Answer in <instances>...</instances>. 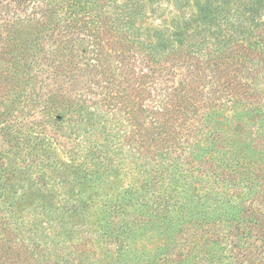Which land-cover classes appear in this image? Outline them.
Instances as JSON below:
<instances>
[{"label":"trees","instance_id":"1","mask_svg":"<svg viewBox=\"0 0 264 264\" xmlns=\"http://www.w3.org/2000/svg\"><path fill=\"white\" fill-rule=\"evenodd\" d=\"M261 1L252 0L249 11L259 14ZM113 6L111 0H0V56L39 79L28 93L39 121L52 118L51 99L71 100L54 108L59 123L50 129L79 176L74 196L59 202L76 215L82 211L87 224L71 231L56 228V216L45 220L46 233L62 237L58 250L46 253L30 241L34 225L26 216L16 219L11 203L0 204V264H232L237 256L229 244L241 249L237 262L264 264L260 252L242 256L264 221V18L252 17L251 28L238 18L236 29L218 34L217 14H202L209 29L199 18L187 20L169 43L147 41L125 25L139 16L137 6L136 14L128 5L129 14L105 11ZM24 21L42 32L35 43L16 47L7 31ZM211 29L218 43L202 33ZM18 129L0 122V158L15 155L9 169L1 161L4 176L40 163L41 184L59 185L56 153H33L27 162L18 157L23 150L15 147L24 148ZM42 133L35 142L49 145L53 135ZM89 180L109 189L83 196Z\"/></svg>","mask_w":264,"mask_h":264},{"label":"rangeland","instance_id":"2","mask_svg":"<svg viewBox=\"0 0 264 264\" xmlns=\"http://www.w3.org/2000/svg\"><path fill=\"white\" fill-rule=\"evenodd\" d=\"M251 1L252 0H111L114 6L106 8L105 11L115 14H129V7H126V5H128L132 6L131 9L133 13L131 14H136L137 11L135 10V6H137V9L140 10L139 16L135 18V21L131 19L127 20L125 25L130 26L133 31L137 29L141 33L140 35L142 38L147 34V41H157L159 38L164 37V40L170 43L177 30L186 29L185 22L187 20L192 21L193 19L199 18L197 21L198 24H202V28L209 29L210 27L207 25L208 23L204 21L205 19L200 22V16L202 14H217V19L220 22L216 25V32L218 34H224V29L226 28L236 29L235 23L238 18L243 21V24L244 22L246 23L244 24V28L246 26L247 28H251L254 24L252 20L250 21L252 17H256L260 20L264 18V0L261 1L263 6L259 14H253L252 11H249L248 6ZM251 5L254 6L253 3ZM237 9L239 10L237 11ZM11 13L12 11H9V14ZM231 23H234V25L231 26ZM212 28L215 27L213 26ZM41 30L42 28L40 25L30 21H24L15 22L7 32L14 36L12 42H15L16 47H26L36 42L34 39L40 36ZM211 32L212 29L209 31H202V33L209 35L211 39L214 38V43H218L220 36L217 35L216 32ZM3 42V40H0V44H3ZM30 52H32V50H30ZM21 63L24 62L21 61ZM26 69L27 66L24 64L23 66L19 64L12 66L5 58L0 56V92L6 90V96L3 99V103L0 104V110H4L6 113L0 115V122H2V124L11 122L13 128L18 127L20 128L18 130L24 133L23 135L21 134L23 138L19 140V144L24 146V148L18 147V144L15 147L17 151L23 150L17 155L19 158L26 157L24 162H27L29 158L33 157V153H56L55 161H57L56 165L59 166H57V170L54 172L57 173L58 171L61 182L59 185L51 183L42 185L41 181L38 180V176H40L39 173L43 171L45 167L40 163H32L28 166H26L28 163H23L25 167L22 166V168L19 169L16 177L12 176L8 178L6 173L4 176V171H7L6 168L9 169L11 167L9 159H15V155L9 154L6 156L4 154L3 156L2 154L0 164L1 161H4V167L6 168L0 165V204L8 206V204L11 203L14 208L13 216L16 219H20L23 215L26 216L28 221L34 225V227L31 226L27 231L30 235V241L34 243L38 241L41 245L46 247L45 252L47 253V251L52 252L53 250H58V242L62 237H54L50 233H46L47 231L43 228L45 220H51L56 216V222L58 223L56 228H62L63 226L64 229L71 231L80 224H87H85L86 216L82 214V211L76 215L68 210L62 209L61 201L59 202V199H62L65 194L73 195L77 192L75 184L79 176L71 170L73 162L69 159L67 152H65L63 149L64 147L60 144L62 141L55 139L59 134L57 132L53 133L50 129L51 125L55 124L56 126V123H59H55L52 119L56 117L54 108H58V106L61 105H69L71 104V100L62 99L59 96L51 99L49 103L51 107L49 114L52 118H50L49 122H45L44 120L39 121L40 113L35 110L37 105L34 106L31 104L28 93H31L32 89L37 90L40 86V82L37 76H33L32 70L28 73ZM7 97L8 100H6ZM61 101L63 103H61ZM65 114L67 115L68 112ZM69 126L70 125H66L63 127V131H65L66 134L69 131ZM24 129L26 131L23 132ZM40 131L43 132L42 135H53L51 138L46 137L49 145H44L42 142H35L34 136L40 133ZM11 133L14 134L13 136L20 135V133L16 131ZM6 136L9 137L8 135ZM59 137L62 140L66 139L63 135ZM14 140L17 143V140ZM44 147L45 150L43 151ZM69 171L70 173H68ZM113 176L114 175L110 177L111 183L114 182L118 184L119 181H116V178ZM20 183H24V186L21 187L19 185ZM94 184L95 183L90 182V180L86 181L83 186L84 191L82 195L86 196L87 194L93 195L103 192L104 190H108L110 185L109 183L101 184V186ZM15 190L17 191L16 193H14ZM256 227L259 231L254 227L253 231L254 233L257 231L255 233L256 235H252V237L248 238L245 241L246 243L242 246L243 251H245L242 255L243 257L256 252H260V255L264 256V237L262 238L259 235V232L264 233V221L263 224ZM16 239L14 238L15 242H18ZM13 244L14 242H12V245ZM230 245L231 244L227 245V251H229L232 256L238 257L241 249L237 245L236 248ZM230 247H232V249ZM245 248L248 249L246 250ZM237 257H233L232 264H244V262H237Z\"/></svg>","mask_w":264,"mask_h":264}]
</instances>
